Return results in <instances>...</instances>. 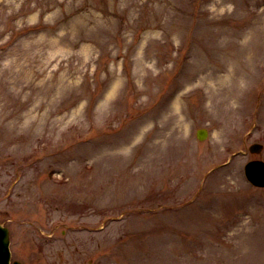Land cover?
Masks as SVG:
<instances>
[{
    "label": "rangeland",
    "instance_id": "1",
    "mask_svg": "<svg viewBox=\"0 0 264 264\" xmlns=\"http://www.w3.org/2000/svg\"><path fill=\"white\" fill-rule=\"evenodd\" d=\"M254 142L264 0H0L13 258L264 264V188L244 172L264 159Z\"/></svg>",
    "mask_w": 264,
    "mask_h": 264
},
{
    "label": "water",
    "instance_id": "2",
    "mask_svg": "<svg viewBox=\"0 0 264 264\" xmlns=\"http://www.w3.org/2000/svg\"><path fill=\"white\" fill-rule=\"evenodd\" d=\"M209 134L206 128L197 131L200 140H205ZM262 145L255 143L251 146L252 152L261 151ZM246 174L256 185L264 186V161L253 160L246 164ZM0 264H23L20 260L12 259L10 248V229L0 221Z\"/></svg>",
    "mask_w": 264,
    "mask_h": 264
},
{
    "label": "bare ground",
    "instance_id": "3",
    "mask_svg": "<svg viewBox=\"0 0 264 264\" xmlns=\"http://www.w3.org/2000/svg\"><path fill=\"white\" fill-rule=\"evenodd\" d=\"M248 245V244H247ZM245 255H246V253H245ZM246 257H247V260H249L248 259V255H246ZM247 260H245L244 262H243V264H247Z\"/></svg>",
    "mask_w": 264,
    "mask_h": 264
}]
</instances>
